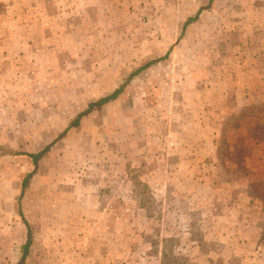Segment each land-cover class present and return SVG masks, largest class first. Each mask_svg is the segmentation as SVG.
Segmentation results:
<instances>
[{"label":"rangeland","instance_id":"374dc122","mask_svg":"<svg viewBox=\"0 0 264 264\" xmlns=\"http://www.w3.org/2000/svg\"><path fill=\"white\" fill-rule=\"evenodd\" d=\"M262 80L264 0H0V264H264Z\"/></svg>","mask_w":264,"mask_h":264},{"label":"trees","instance_id":"16d2710c","mask_svg":"<svg viewBox=\"0 0 264 264\" xmlns=\"http://www.w3.org/2000/svg\"><path fill=\"white\" fill-rule=\"evenodd\" d=\"M198 14V13H197ZM196 19V16H191V17H188L183 25H182V31H184V29L192 22ZM120 92V88L116 89L112 94L108 95V96H105V97H102L100 98L98 101H94V102H91L90 104H88L87 108H85L83 111H81L77 117L72 121L71 125H79L80 121H81V118L84 116V115H87L89 113H91L93 111V109L95 107H99L101 106L102 104L114 99L116 97V95ZM43 152H38V153H29L28 155L30 157H32L34 163L36 164L38 162V159L41 157ZM27 179V178H26ZM26 179L24 180V185L23 187L25 188V181ZM28 234H29V239L31 238V231H28Z\"/></svg>","mask_w":264,"mask_h":264},{"label":"crops","instance_id":"0c3cea01","mask_svg":"<svg viewBox=\"0 0 264 264\" xmlns=\"http://www.w3.org/2000/svg\"><path fill=\"white\" fill-rule=\"evenodd\" d=\"M261 84H263L264 85V80H262L261 81ZM256 102H259V101H256ZM232 113H234V112H232ZM232 113H230V114H232ZM229 114V115H230ZM227 115V114H226ZM253 117H254V115H253ZM263 148V152H262V154H260L258 157H262V159H258L259 161H260V163L261 164H263L264 165V147H262Z\"/></svg>","mask_w":264,"mask_h":264}]
</instances>
